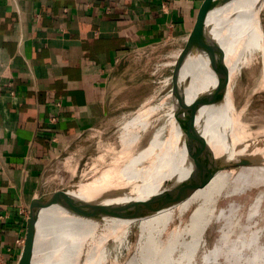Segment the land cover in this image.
<instances>
[{
	"label": "bare ground",
	"instance_id": "bare-ground-1",
	"mask_svg": "<svg viewBox=\"0 0 264 264\" xmlns=\"http://www.w3.org/2000/svg\"><path fill=\"white\" fill-rule=\"evenodd\" d=\"M263 10L264 0H232L221 7L218 23L217 11L211 13L212 34L224 51V71L218 93L198 117L193 100L217 84L202 42L183 61L181 98L146 99L122 120L113 136L98 131L94 150L64 159L61 170L69 184L57 189L36 212L34 264H196L198 247L205 254L208 251L205 233L209 226L237 220L231 213L237 196L245 191L256 167L264 170V114L260 129H248L250 119L240 118L237 102L244 91L243 105L249 106L264 89ZM184 53L175 57L179 60ZM177 59L168 64H179ZM243 68H250V78L257 70L260 75L253 82L249 79L243 91L232 90L231 77L238 78ZM162 115L169 125L162 144L156 147L154 138ZM184 118L191 125L179 129ZM203 139L210 142L214 160L242 158L254 164L248 166L249 172L219 170L189 192L156 194L167 183L194 175ZM95 197L100 203L91 218H75L62 208L68 199ZM223 199L225 204L219 208ZM229 235L223 232L224 239ZM203 263L211 264L208 257Z\"/></svg>",
	"mask_w": 264,
	"mask_h": 264
},
{
	"label": "crops",
	"instance_id": "crops-1",
	"mask_svg": "<svg viewBox=\"0 0 264 264\" xmlns=\"http://www.w3.org/2000/svg\"><path fill=\"white\" fill-rule=\"evenodd\" d=\"M206 0H0V264H17L45 171L132 108L130 58L190 36ZM221 7L216 9L219 22Z\"/></svg>",
	"mask_w": 264,
	"mask_h": 264
},
{
	"label": "rangeland",
	"instance_id": "rangeland-1",
	"mask_svg": "<svg viewBox=\"0 0 264 264\" xmlns=\"http://www.w3.org/2000/svg\"><path fill=\"white\" fill-rule=\"evenodd\" d=\"M261 16L264 31V10ZM217 28H219V25ZM189 39L190 36L170 35L161 43L142 50L130 58V62H133V72L130 76L131 81L128 79V93L129 95L133 93V101H135V96H138L140 99L139 103L132 108L127 109L124 107L117 109L103 123L77 138L71 147L45 171L39 199H43L45 196L53 194L57 189L69 184V178H63L66 173L61 170L64 159L90 148L94 150L96 140L99 138L98 131H101L106 137L113 136L122 120L136 112L146 99L154 97L155 102H158L160 99L172 95L176 101L177 98H181L184 95V85L180 83L183 65L168 63L174 62L177 59L175 54L188 47ZM239 55L242 58V54L240 53ZM177 61L179 62L180 59H177ZM234 64L228 68H231ZM249 69L243 68L238 78L235 76L231 77L232 80L230 82L234 83L232 90L239 88L241 91V88L245 86L249 79L253 82L255 80L254 77L260 75V71L257 70L254 73V77L250 78L251 72ZM239 95L237 102L240 104V118L243 120L245 118L250 119L251 123H249L248 129H260L259 127L263 123L262 115L264 114V89L258 91V94L251 100L249 106L243 105L247 94L243 91ZM166 110L167 108L164 109V111ZM187 115H190L189 111ZM158 124L160 128L156 129L158 134L154 138L156 147L160 146L164 140L163 134L169 125L167 116L162 115V119ZM188 125L190 127L191 121L188 118H184V125L179 129H185ZM160 132H163L161 136H159ZM154 135L155 131L153 132ZM147 141L146 139L145 144L148 143ZM82 162H85L84 159ZM249 168L248 166H241L234 169L238 170V172L242 170L249 172ZM259 168L256 167V170L253 171L252 178L243 187L245 191L240 196H237L238 199L235 200L234 209L231 213L239 220L235 221H237L236 223H240V225L236 224L235 221L228 223L225 220L212 223L205 233L206 249L208 251L205 254L204 249L201 246L198 247L195 251L196 264H204L203 260L207 259V257L211 264H264V170ZM260 197L263 200L259 202ZM257 200L258 202H256ZM46 203L47 201L37 211L40 212ZM224 204L225 199L220 201L219 208L223 207ZM223 232L225 234L230 233L231 235L224 239ZM190 238L191 235L186 236L187 241ZM216 248L220 249L216 251ZM212 250H215V252L211 254L209 251L212 252Z\"/></svg>",
	"mask_w": 264,
	"mask_h": 264
},
{
	"label": "water",
	"instance_id": "water-1",
	"mask_svg": "<svg viewBox=\"0 0 264 264\" xmlns=\"http://www.w3.org/2000/svg\"><path fill=\"white\" fill-rule=\"evenodd\" d=\"M230 1L232 0H206L194 31L190 35L188 47L185 49V53L182 55L179 61L180 66H182L183 61L188 57L190 51L194 50L202 42L217 79V84L215 87L201 92L193 100L192 107L196 117L199 116L200 111L206 106V103L218 93L224 71V51L219 41L212 34L209 18L214 10L222 7L224 4ZM203 123L204 120L202 124ZM213 155L214 152L211 148L210 142L207 139H203L201 143L200 153L195 163L194 175H189L183 180L169 182L166 184L165 188L158 191L156 194L171 195L175 193L189 192L198 184L211 178L219 170L238 168L241 166H251L254 164L251 161L242 158H232L229 160L224 158L217 161L213 159ZM112 176L115 175L112 174ZM51 195L52 194L48 195L47 197L45 196L43 199H39V197L30 207L26 225L24 245L21 249L17 264H34V250L38 237L36 212L45 204V202ZM98 199L96 197L90 199H82L79 201L68 199V201L63 203L62 208L66 212L72 213L75 218H91L93 217L100 203Z\"/></svg>",
	"mask_w": 264,
	"mask_h": 264
},
{
	"label": "built area",
	"instance_id": "built-area-1",
	"mask_svg": "<svg viewBox=\"0 0 264 264\" xmlns=\"http://www.w3.org/2000/svg\"><path fill=\"white\" fill-rule=\"evenodd\" d=\"M22 215L25 217V219L28 218V212L24 211V212H22ZM24 240H25V236L20 237V238L18 239V241H17V243H18V245H20L21 249H22V247H23V245H24Z\"/></svg>",
	"mask_w": 264,
	"mask_h": 264
}]
</instances>
